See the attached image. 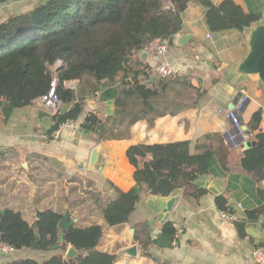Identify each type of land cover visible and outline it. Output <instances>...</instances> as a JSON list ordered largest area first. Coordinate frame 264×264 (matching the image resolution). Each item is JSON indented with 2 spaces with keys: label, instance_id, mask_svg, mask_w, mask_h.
Wrapping results in <instances>:
<instances>
[{
  "label": "trees",
  "instance_id": "trees-1",
  "mask_svg": "<svg viewBox=\"0 0 264 264\" xmlns=\"http://www.w3.org/2000/svg\"><path fill=\"white\" fill-rule=\"evenodd\" d=\"M6 1L0 0V4ZM168 1L170 8H164L160 0H39L31 9L0 21V111L33 104L48 93L55 81V94L71 106L52 116L51 130L68 119L76 121L83 113L84 102L79 88H70L67 83L86 75V83L90 78L95 81L92 91H100V100H113L115 106L111 116L102 118L89 112L81 122L80 128L96 136L97 141L128 137L130 126L138 120L152 123L158 116L196 105L209 84L197 88L190 78L178 74L152 77L151 67L142 64L138 52L157 40H166L172 47L174 35L182 29L183 12L191 1L203 6L211 32L242 31L262 18V10L245 11L233 0L217 4L211 0ZM141 75L147 79L145 82L140 80ZM217 81L216 76L210 78V85ZM262 118V108L251 114L247 127L254 144L242 152L240 159L241 170L255 182L264 179V129L255 132ZM229 151L219 133L200 137L193 152L187 140L132 144L126 156L134 167V185L127 191L114 188L115 198L102 208L103 224H73L63 230L60 242L63 205L55 208L46 204L32 223L20 211L7 208L0 214V243L15 250L33 248L36 232L35 249L48 251L58 245L53 250H60V257L44 264H62L68 245L77 251L75 264H113L115 255L98 250L96 245L107 227L129 221L142 188L150 196H168L182 188L184 195L200 197L205 190L197 187L196 179L202 175H226L230 171ZM227 177L230 179V175ZM259 193L260 204L246 208L245 218L234 222L240 235L245 234L246 223L259 217H263L264 227V190ZM215 205L219 210L232 211L223 195L215 197ZM175 233L172 222L167 220L153 243L170 247ZM258 246L264 249V238ZM8 264L41 263L25 257Z\"/></svg>",
  "mask_w": 264,
  "mask_h": 264
},
{
  "label": "crops",
  "instance_id": "crops-1",
  "mask_svg": "<svg viewBox=\"0 0 264 264\" xmlns=\"http://www.w3.org/2000/svg\"><path fill=\"white\" fill-rule=\"evenodd\" d=\"M211 1L217 4L222 0ZM233 1L245 11L260 8L261 19H264V0ZM179 32L191 36L184 46L173 44L168 46L165 55L158 56L154 50L155 41L151 47L141 50L142 55L138 52L139 60L152 67L160 59H166L173 64L174 74L187 76L195 87L209 85L196 100V105L183 107L175 114L158 116L152 123L138 120L130 126L128 137L97 141L96 136L80 128L89 112L105 118L115 111L113 100L102 101L100 91H92L95 81L90 78L86 83L87 75L71 81L79 88V97L84 102L83 113L73 127L63 128L57 139L52 136L53 115L38 99L28 106L0 111V211L7 208L20 211L23 218L32 223L37 218L36 211L41 212L46 204L55 208L63 205L70 219L76 220L74 224L81 227L103 224L102 208L115 198L114 188L127 191L134 185V167L126 156L130 145L187 140L193 152L195 142L207 133L222 134L226 141L225 134L232 126L228 107L234 96L246 97L240 112L246 126L255 110L262 108L264 112V88L256 75L242 81L229 80L225 69L218 70L223 62L231 66L245 55L247 36L244 30L211 32L205 23L203 6L191 1L183 12ZM215 76L218 81L210 85V78ZM141 78L143 82L147 80L143 75ZM70 106L71 103L64 104L63 108ZM263 129L264 118L255 132ZM253 144L252 133L247 127L244 140L228 144L230 171L225 172L226 175L198 177L197 187L205 190L200 197L186 196L182 189L165 220L171 221L176 229L170 247L153 243L163 225L160 224L161 199L150 196L142 188L129 221L107 227L96 248L114 254L113 264H259L252 252L264 238L263 217L246 223L245 234L240 235L235 224L220 217L215 205V197L223 195L227 205L243 219L246 208H254L262 201L259 191L264 190V179L255 182L240 167L242 152ZM97 146L96 164L89 168L91 151ZM238 204L243 211H237ZM247 226L260 231L262 239L249 236ZM144 241L148 243L143 246ZM134 243L138 247L136 257H119L122 250ZM68 248L73 247L68 245ZM29 250L39 254L30 255ZM40 252L47 251L22 248L4 253L0 250V264L25 257L44 264L49 259ZM62 264H75L74 258L62 256Z\"/></svg>",
  "mask_w": 264,
  "mask_h": 264
},
{
  "label": "water",
  "instance_id": "water-1",
  "mask_svg": "<svg viewBox=\"0 0 264 264\" xmlns=\"http://www.w3.org/2000/svg\"><path fill=\"white\" fill-rule=\"evenodd\" d=\"M243 30L245 31L247 36V51L245 55L231 66H227L228 64L223 62L221 66L218 68V70L225 69L226 77L229 80L235 79L237 81H242L248 79L252 75H256L258 78L259 85L262 88H264V19H260L254 22L250 26L245 27ZM190 38H191L190 34L178 32L174 35L173 44L179 47L184 46L186 43L189 42ZM144 51L146 52L147 50L145 49ZM141 53L142 51L139 53V55H142ZM226 85L229 86L230 84L226 83ZM230 89L232 91L233 87L231 86ZM237 100L238 97L234 96L228 108L232 109L234 107V104L237 102ZM245 104H246V100L244 102V105ZM240 112L238 114L240 126L242 130L246 132L247 126L242 123L240 118ZM263 118H264V112H263ZM225 139L226 142L231 146V144L227 140V133L225 134ZM98 148L99 146L94 147L91 151L89 168H92L96 164ZM181 192H182V188H177L168 196H159V198L161 199L159 200V202H161V207H162L160 224H163L166 218L169 216L170 212L176 205L181 195ZM3 213L4 211H0V214ZM36 216L37 218L40 216V211L38 210L36 211ZM75 221H76L75 219H70L69 211L66 208L59 222V228H60L59 234L61 236L59 239L60 242L63 241V236H62L63 230L72 226L75 223ZM246 230L249 236H255L260 239H262L263 237L260 231H256L253 226H247ZM34 236H35V240L32 242V247L36 248V238H37L36 232L34 233ZM56 247H58V245L52 246L51 248L55 249ZM124 255L130 258L136 257L138 255L137 244L135 243L131 244V246H128L119 253V257ZM75 256H77L76 249L74 247L68 248L66 251V257L74 258Z\"/></svg>",
  "mask_w": 264,
  "mask_h": 264
},
{
  "label": "built area",
  "instance_id": "built-area-1",
  "mask_svg": "<svg viewBox=\"0 0 264 264\" xmlns=\"http://www.w3.org/2000/svg\"><path fill=\"white\" fill-rule=\"evenodd\" d=\"M164 8H170V4L168 0H164L163 2ZM167 42L166 40H157L154 44V50L158 56H163L167 52ZM61 62L58 61V65ZM150 72L154 75H158L161 77L171 76L174 74L173 64L166 60L160 59L154 66L151 67ZM73 81V80H72ZM71 82V81H70ZM68 82L67 85L70 88L76 89L77 86L75 83ZM242 94H245L242 91ZM42 104L43 107L51 113V115H55L61 111L63 108L64 103L57 97L55 94V81L51 83L50 89L48 93L38 99ZM246 100L245 95L238 98L237 102L234 104L232 109L228 110V114L231 120V129L227 132V140L231 145L237 144L240 140L245 138V132L242 130L240 126V121L238 119V114L242 110L244 106V102ZM75 125V121L68 119L61 124H59L53 131L52 136L54 139L59 138L61 131L65 127H73ZM237 211H243V207L238 204ZM220 217L230 224H234L235 221L239 219V216L236 211H225L219 210ZM175 241L173 242V244ZM0 250L4 253H9L14 250L12 246H9L4 243H0ZM254 260L259 264H264V249L257 246L254 248L252 252Z\"/></svg>",
  "mask_w": 264,
  "mask_h": 264
},
{
  "label": "rangeland",
  "instance_id": "rangeland-1",
  "mask_svg": "<svg viewBox=\"0 0 264 264\" xmlns=\"http://www.w3.org/2000/svg\"><path fill=\"white\" fill-rule=\"evenodd\" d=\"M38 1L39 0H7L6 2L0 4V21L11 15H17L31 9ZM160 1L164 2V0ZM191 94H193V92H191ZM29 254L37 256L39 253L29 250ZM40 254H43V256L47 259L60 257V251L53 249L44 253L40 252ZM62 256H66V252Z\"/></svg>",
  "mask_w": 264,
  "mask_h": 264
}]
</instances>
